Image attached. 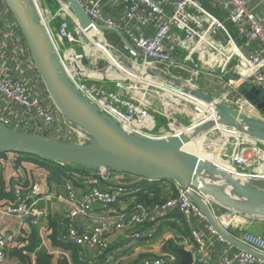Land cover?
Returning a JSON list of instances; mask_svg holds the SVG:
<instances>
[{
    "label": "built area",
    "instance_id": "1",
    "mask_svg": "<svg viewBox=\"0 0 264 264\" xmlns=\"http://www.w3.org/2000/svg\"><path fill=\"white\" fill-rule=\"evenodd\" d=\"M208 1L224 12L226 19L235 26L242 47L250 48L253 43L255 44V47H251L247 54L239 50L224 24L206 12L199 0H78L92 25L100 32H106L100 30L105 28L107 31L116 30L121 33L132 49L125 45L116 33L109 31L117 37L123 47L124 52L118 51L119 54L132 65L134 63L138 66L140 72L146 73L142 77L144 80L148 77L149 80L156 79L149 72L151 67L161 72L167 85L175 87L176 83H183L184 87L209 94L215 100H219V103L238 113H242L243 107H249L250 113H253L248 114L249 116L264 120L262 113L237 92V87L250 85L264 93V63L262 62L264 12L260 18H256L251 8L255 0ZM60 5L61 11L52 18V21L58 18L55 41H58L57 47L62 54L60 62L80 95L93 104L99 113L114 119L120 127L124 125L123 130L126 133L137 134L143 138H158L157 134L147 133L139 126L140 123L150 121L152 115L146 99L147 94L138 95L135 91L153 87L167 92L166 89L152 83L150 86L128 76L122 80H114L104 71L99 72L95 69V63L99 58L93 63L90 59V62L82 60L73 46L78 43L84 45L79 29L74 24L73 16L64 2ZM258 5L264 7V0H258ZM103 40L107 42L104 36ZM64 44L68 47L65 48ZM236 58L239 59V64H235V70L227 74L229 65ZM109 64L119 72L111 63ZM95 72L98 73L94 76ZM183 73L188 74V80L181 79ZM99 74H101L100 78ZM35 75L38 74L22 33L7 5L0 0V122L14 131L29 130L32 132L31 135L65 144L87 142L86 136L81 133L82 136L79 137L76 131H74L76 142H70L73 132L71 133L68 129L71 135L64 132L65 129L57 119V116L60 117L58 111L50 98L48 95L40 94L36 89V85L42 86V84L41 82L37 84ZM128 78L132 84L126 86L124 80ZM201 82L205 84L202 88ZM111 84L116 90L109 88ZM172 95L170 94V97H173ZM191 103L196 107L200 106L195 102ZM166 112L170 115L168 117L164 114L167 120L173 119L178 114L172 106L166 107ZM62 121L67 127L70 124L63 117ZM133 124L136 125L135 133L130 132ZM235 146L239 147L240 144L237 142ZM260 146L264 150V146L261 144ZM235 161L243 163L242 157ZM263 162L264 159L258 160L257 167L264 166ZM129 177L134 180L133 182L145 181L104 168L89 171L87 174L68 173L62 182L61 189L46 196L49 200L59 199L66 206L61 219L62 229L55 235V241L61 245L71 244L81 249L89 248L94 251L96 249V256L103 259V264H112V256L106 253L105 235L110 226L109 222L115 217L116 231L138 226L154 215H166L169 210L177 211L186 218L195 216L206 222L205 216L190 200L187 193L179 187L174 196L152 207L135 203L127 210L115 213L114 216L112 212L109 215L97 214V210L109 209L117 200L129 195L130 190L126 187V180ZM13 193L14 201H4L6 204L0 208V215L14 218L20 229H23L27 222L32 226H39V219L47 215L45 211H39L36 208L41 194L39 184H32L26 193L22 186H15ZM210 209L212 210V206ZM212 213L225 233L253 252L264 256L263 236L246 230L233 236L230 228L240 221L237 220V216L232 215L228 222H223L222 219L228 213L220 216H217L213 210ZM79 219H86L87 222L91 220L89 233L77 229L76 222ZM241 219L242 223L261 220ZM206 229L209 235L215 237L216 242L234 248L207 222ZM43 231L44 228L41 227L38 236L39 249L45 250L54 257L61 255L67 257L65 252L64 254L60 249L51 247ZM19 236L20 230L19 232L6 230L0 232V264L6 260L10 247ZM132 236L136 240L141 238L139 232H135ZM191 238L195 243L196 253L199 254L197 260L209 258L208 251L212 244L208 239L194 230L191 231ZM235 249L236 251L232 254L227 253V250L222 251L212 264H264L263 259ZM172 261L173 258L167 257L145 258L142 264H171Z\"/></svg>",
    "mask_w": 264,
    "mask_h": 264
},
{
    "label": "water",
    "instance_id": "2",
    "mask_svg": "<svg viewBox=\"0 0 264 264\" xmlns=\"http://www.w3.org/2000/svg\"><path fill=\"white\" fill-rule=\"evenodd\" d=\"M3 1L22 33L44 91L60 116L85 135L87 142L65 144L14 131L0 122V153L30 155L51 164L60 166L74 164L88 171L104 168L115 173L141 178L147 182H171L187 193L190 200L205 216L206 222L226 242L234 248L264 260V256L253 252L225 233L210 209V206L214 205L223 209L224 213L240 216L243 219L264 220V187H258L252 182L258 180L252 178L256 176H246L251 178L245 181L238 177L228 178L211 161H206L185 148L195 136L207 132L213 134L215 130L218 131L219 126L234 128L239 132L240 137L264 146V120L238 113L216 102L209 94L184 87V92H188L194 98L208 105L214 103L213 121L196 123L197 125L192 128V138L176 134L178 140L181 138L178 145H176L177 140L172 138L174 136L143 138L137 134H128L117 122L99 113L93 104L80 95L62 66L46 28L40 18L31 11L30 0ZM62 2L73 16L82 41L88 43L86 34L95 26L92 25L78 0ZM100 30L107 31L105 28ZM108 31L116 33L123 43L129 46L120 32ZM101 34L104 35L103 32ZM110 47L113 49L112 46ZM129 48L132 49L130 46ZM176 85L182 89L178 83ZM237 92L264 114L262 91L250 85H242L237 87ZM212 173L218 175L219 180L215 182L203 180L202 175L209 176ZM174 252L180 258L175 264H193L194 258L199 259V254L196 252L192 254L181 248L174 249Z\"/></svg>",
    "mask_w": 264,
    "mask_h": 264
},
{
    "label": "crops",
    "instance_id": "3",
    "mask_svg": "<svg viewBox=\"0 0 264 264\" xmlns=\"http://www.w3.org/2000/svg\"><path fill=\"white\" fill-rule=\"evenodd\" d=\"M199 2L206 12L218 18L224 24L226 31L231 36L232 40L239 47V50L242 53L247 54L251 50L250 49L251 47L252 48L255 47L254 43L250 46V48L242 47L237 34V30L235 26L226 19V14L221 10H219L218 8L212 6L208 0H199ZM251 8H253V12L256 18H260L262 16L264 12V7L258 5V0H255L251 4ZM33 9H37V7H34ZM34 15L40 18L44 26V23L42 21L43 20L42 15L39 9L35 11ZM109 33L113 34L112 32ZM48 35L49 38H51L50 30H48ZM86 48H87L86 51L88 52L92 63L95 62V59L97 58L105 59L109 63H111V65H113L121 74H124L134 79V77L131 74L122 72L117 62L114 59H112L110 55L102 48L91 47L90 45H86ZM262 62L264 63V58ZM235 64L236 65L239 64L238 58L232 60V63L228 67L227 74H231V72L235 70ZM37 76L35 75L38 84L41 81H39L40 79ZM154 76H160V74H157V72H155ZM98 77L100 78L101 74H99ZM36 89H38L42 93V87L40 84L36 85ZM43 94H45V92H43ZM191 102H195V101H191ZM195 103L200 106H203V108H205L206 110H209L206 108L205 105L198 102ZM262 117H264V115ZM57 119L60 120L59 123L60 125L63 126L64 129H68L69 131H71V133L73 132V134L74 131H76L79 137L82 136L75 126L68 124L67 127V125L63 124L61 116L60 117L57 116ZM132 126L136 128L135 124H133ZM158 131L162 133L164 132V129L160 128ZM23 132L32 134V132L29 130H24ZM223 132L222 131L220 132L224 138V139L222 138L220 144L216 145L212 143V141L210 140V137L212 136L211 135V136L202 137L197 147V150L202 149V152L203 153L205 152L204 154H206V156L210 158L211 161L215 162L222 171L226 170L228 165L225 162H221V158L218 155H211L210 153H207L206 151L208 150L206 149H212L217 147L215 149L217 151L222 141L224 143L227 139L231 137L240 136V134H238L233 128L230 127L227 129V132L225 131L226 133ZM207 139L209 140L208 142ZM70 142H72V140ZM42 163L43 162L38 163L36 161L20 158V155L18 156V154L14 152H2V154H0V208L5 206L6 203H4V201H11V202L14 201L13 189L15 186H22L24 193H26L28 188L32 184H39L41 194L39 197L40 200L36 205V208L39 211H45L47 214L45 217H41L39 219V226H32L29 222H27V224H25L23 229L19 228L18 223L14 218L10 216L0 215V232L4 230L8 232L10 231L19 232L20 230L19 238L16 240V242L12 244V246L10 247L7 253L6 260L3 261V263L1 264H25L23 262H20L17 258L10 256V252L15 249L19 250L27 244L26 240L31 228L36 229L38 236H39L40 228L41 227L44 228L43 233L46 234L47 236L46 240L48 242L50 236L53 234V228L50 226V224L54 225L56 234L58 233V231L62 229L61 219L63 212L66 210V206L61 200L59 199L49 200L48 198H46V196L48 194L55 193L61 189L62 182L64 181L65 178V174L61 175L60 180L55 178L52 179L50 182H48V178L45 177L44 181L46 180V182L44 181L42 182L40 178L45 175H49V172L44 167L47 164L53 166L52 164L46 162H44L45 164ZM262 170L260 169L258 171L260 175L264 174V166L262 167ZM133 181L134 180L131 177H129L126 180V184H127L126 187L130 190L129 195L117 200L112 206L109 207V209H106L104 211L97 210L96 213L109 215L112 212V216H114L115 213L127 210L130 206H132L137 202H145V200L143 199L144 196H148L150 200H152L153 197L155 196L156 200L151 202V204H155L158 202L157 199L162 201L165 197L167 198L169 196H173L177 192V186L175 184L172 185L169 183L164 184L162 182L146 183V182H138V181L133 182ZM141 183H145V184H141ZM146 186H152V188H154L153 192H147ZM154 190H158L160 192V196L163 197V199L153 194L155 192ZM151 204H147V205H151ZM212 210L215 211V214L217 216H220L221 214L224 213L223 209L216 207L214 205L212 206ZM231 216L232 215L227 214L224 216L222 220L224 222H228ZM238 219L240 221L233 224L230 228V233L233 236L234 235L237 236L240 233V231L244 229L245 230L248 229L251 232L257 233V231H259L257 230L258 228H260V230L264 228L263 219L249 223H242L241 222L242 219L239 218V216H237V220ZM115 220L116 217L109 222L110 226L108 228L107 234L105 235L106 253L112 256L113 258L112 264H142V261L145 258L156 259L159 257L173 258L171 264H175L179 262L180 258L177 259L175 255H173L169 251H165L164 248L167 246L169 242H172L173 251L176 248H181L186 252H191L192 254H194L196 252V246L191 238L192 230L201 233L212 244L211 248L208 251L209 258H202L201 260L195 259L193 264H212L222 251L227 250V253L229 254H232L236 251L235 248H229L226 245H222L216 242L215 237L208 234L205 221L199 220L195 216H190L186 218L182 214L174 210L167 211L166 215H162V216L154 215L145 223H142L133 228H125L119 231H116L114 228ZM90 221L91 220H88L87 222L86 219H79L76 222L77 229H79L82 232L89 233ZM135 232H139L141 234L140 239L138 240L133 239L132 235ZM95 251L89 248H82L79 255V260L81 264H103V259L97 257ZM29 257L31 259V263L34 264L35 256L30 255Z\"/></svg>",
    "mask_w": 264,
    "mask_h": 264
},
{
    "label": "rangeland",
    "instance_id": "4",
    "mask_svg": "<svg viewBox=\"0 0 264 264\" xmlns=\"http://www.w3.org/2000/svg\"><path fill=\"white\" fill-rule=\"evenodd\" d=\"M56 1L58 6L56 7L55 4L48 2L47 0H32L31 1V11L35 13L37 9L40 10L42 17L45 19V22L47 24L48 21H52V18L55 17V15L61 11V0H53ZM34 7H37V9H33ZM56 20H53L50 24V32L53 37V39H56V29H57V23ZM73 27V26H72ZM73 29V28H72ZM105 39L108 43H110L114 48L113 50L116 52H124L123 47L121 46L119 40L114 34H111L109 32H104ZM75 47V51L78 53V55L81 57L82 60L89 61L90 57L88 52L86 51V46L78 43L73 44ZM64 47L67 48L68 46L64 44ZM63 48V47H62ZM72 52V47H70ZM118 52V53H119ZM95 69H98V71H104L108 76L113 77L114 80H122L124 77H127L124 74H121L117 71H115L109 63L105 59H97V62L95 63ZM98 72L94 73L97 74ZM161 77V76H159ZM120 78V79H118ZM182 80H188L189 76L188 74H181ZM124 83L126 86L131 85V80L128 78L124 80ZM183 84V83H182ZM201 88L204 87V83H200ZM109 88L111 90H116L113 84L109 85ZM138 95H144L147 94V103L150 105L151 108V115L152 118L150 121L146 123H140L139 126L142 130H144L147 133L150 134H157L158 138H168L171 136L176 135L179 131L187 129L190 124L195 121L203 119L206 115L212 113L210 110H206L203 107H196L193 103H191L188 100L182 99L172 92H162L160 90L152 88H148L147 90L142 91H135ZM163 94L165 96H163ZM170 94H173V97H170ZM172 106L173 109L176 110L178 113L173 119H166V114L168 117L170 116L169 113L166 112V107ZM182 106H185L187 109L183 111H180V108ZM258 115V113H255ZM264 114H262L263 116ZM160 128L164 129V132L160 133L158 130ZM226 131V130H225ZM65 133L71 135L67 129L64 130ZM227 132V131H226ZM223 132V133H226ZM223 136L218 131H215L212 136L210 137V140L212 143L218 145L220 144ZM224 139V138H223ZM201 141V140H200ZM199 141V143H200ZM209 140L207 139V142ZM76 142V135L72 133V143ZM239 143L240 146L236 147L235 144ZM197 143V144H199ZM197 148V147H196ZM217 147L212 149H207V153H210L211 155H218L221 160L226 162L230 167L233 168V170L236 172L237 175L242 176H260L258 171L260 170L259 167H257L258 160L264 159V150L263 147L258 145L255 142H251L249 140H246L241 137H232L227 139L224 143L222 141L221 145L218 147L217 151L215 150ZM189 150L196 152L195 150H192L189 148ZM242 155V156H241ZM239 157H242L243 163L240 164L236 162L235 160L239 159ZM205 158V157H204ZM210 159V158H209ZM208 160V159H207ZM212 164L215 165V162L211 161ZM264 163V162H263ZM257 170V172H256ZM45 177L48 178V182H50L52 179V175H45L41 177L40 179L42 182L44 181ZM46 182V180L44 181ZM147 182V181H143ZM254 184L258 187H264V181L258 179L256 181H252ZM245 230V229H244ZM257 233L251 232L250 230H246L250 233L257 234L264 237V228L260 230L258 228ZM55 258V257H54ZM56 259V258H55ZM82 259V258H81Z\"/></svg>",
    "mask_w": 264,
    "mask_h": 264
},
{
    "label": "bare ground",
    "instance_id": "5",
    "mask_svg": "<svg viewBox=\"0 0 264 264\" xmlns=\"http://www.w3.org/2000/svg\"><path fill=\"white\" fill-rule=\"evenodd\" d=\"M31 1L32 0H30V4H31ZM31 9V8H30ZM42 15V14H41ZM43 16V15H42ZM42 21H43V23H44V27L46 28V30H47V32H48V30H50V27H49V24L51 23V21H48L47 22V24H46V22H45V19L42 17ZM50 35H51V32H50ZM87 35V38H88V43H86V42H84V45L86 46V45H90L91 47H99V48H102L103 50H105L109 55H110V57L112 58V59H114L116 62H117V64H118V66L121 68V70H122V72H125V73H128V74H131L133 77H134V80H139V81H141V82H143V83H146V84H148V85H150L151 86V83L152 84H154V85H156L157 87H159V88H163V89H166V91L167 92H169V93H173V94H175L176 96H178V97H180V98H182V99H185V100H189V101H195V102H198V103H201V104H203V105H205L206 106V108L207 109H209V111L211 110L212 111V113H210V114H208V115H206L205 117H204V119H202V120H199V121H196V122H192L191 124H190V126L187 128V129H185V130H181V131H179V133L177 134V135H179V134H181V135H183L185 138L186 137H189V138H192V136H191V134H192V132H193V130H192V128L194 127V125L197 123V124H200V123H206V122H211V121H213L214 120V115H213V112L215 111V106H214V103H212V104H210V105H208V104H206V103H204V102H202L201 100H199V99H196V98H192L191 96H190V94L188 93V92H184V86L185 85H183L182 83H178L181 87H182V89L179 87V86H177L176 84V86L175 87H172V86H170V85H167L166 84V81L163 79V77H162V75H161V72H158L156 69H154V68H151V67H149V72H150V74L154 77V78H156L155 80H149L148 78L146 79V80H144L142 77L143 76H145L146 75V73H144L143 71L142 72H140V68L138 67V66H136L134 63H133V65L129 62V61H127L122 55H120L119 53H117L116 51H114L110 46H108L104 41H103V36L100 34V31L97 29V28H95V29H92L89 33H87L86 34ZM50 40H51V42H52V44H53V46L54 47H56L55 49H56V53H57V55H58V57L60 58L61 56H62V54H61V51H60V48L59 47H57V44H58V41H55L54 39H53V37H52V35H51V38H50ZM65 56H67V54H65ZM126 69H130L129 71L128 70H126ZM155 72H157V74H160V76L161 77H159V76H154V73ZM191 88H194V87H191ZM216 102H219V100H215ZM185 109H186V107H185ZM184 109V106H182L181 108H180V111H184L185 110ZM250 108L249 107H243L242 108V113L243 114H245V115H248V114H253V113H250ZM111 119V118H110ZM112 120H114V119H112ZM115 121V120H114ZM116 122V121H115ZM196 124V125H197ZM121 128L122 129H125V127H124V125H121ZM223 128H225V129H223ZM229 127H224V126H219L218 127V132L220 133L221 131L223 132H225V130L227 131V129H228ZM234 129V128H233ZM135 130H136V128L135 127H133L132 126V129H131V131L130 132H133V133H135ZM235 130V129H234ZM216 131V130H215ZM214 131V132H215ZM236 131V130H235ZM238 134H239V132L238 131H236ZM177 135H174V137H172L174 140H177V144L176 145H178L180 142H181V138H180V140H178L177 139ZM212 135V132H207V133H201L200 135H198V136H195L194 138H192L191 139V142L188 144V145H186V149L188 150V151H190V152H193V151H191V150H189V148H191L192 150H195L196 152H193V153H195V154H197L198 156H201L203 159H205L206 161H207V159L209 160V161H211V159H209L207 156H206V154H204L203 152H202V149H200V150H197V148L196 147H198V144L197 143H199V141H200V139L202 138V137H205V136H211ZM238 138L240 137V136H237ZM232 138V137H231ZM234 138V137H233ZM254 142V141H253ZM207 150V149H206ZM206 150H204V151H206ZM207 152V151H206ZM205 157V158H204ZM207 158V159H206ZM221 162H224L223 160H221ZM226 163V162H225ZM227 164V163H226ZM228 165V164H227ZM215 166L217 167L218 165L215 163ZM263 167V166H262ZM262 167H260V169L262 170ZM217 168H219L220 169V167L218 166ZM216 168V169H217ZM218 170V169H217ZM221 170V169H220ZM222 171V170H221ZM218 172H219V170H218ZM222 172H224V176H227L228 178H234V179H237V177L238 178H240L242 181H245V180H248L247 178H251V177H246V176H237L236 175V172L233 170V168L232 167H230V165H228V167H227V169L226 170H223ZM262 172H263V170H262ZM209 176H211V177H209ZM202 175V178H203V180H205V181H207V182H215L216 180H219V176L218 175H215L214 173H212L211 175ZM218 176V177H217ZM252 178H257V179H262V181H264V174L263 175H260V176H257V177H252ZM224 222V221H223Z\"/></svg>",
    "mask_w": 264,
    "mask_h": 264
},
{
    "label": "trees",
    "instance_id": "6",
    "mask_svg": "<svg viewBox=\"0 0 264 264\" xmlns=\"http://www.w3.org/2000/svg\"><path fill=\"white\" fill-rule=\"evenodd\" d=\"M47 1L55 4L56 7L58 6L56 1H53V0H47ZM56 23H57L56 25H58V20H56ZM43 92H45V91H44V88L42 87V93L40 92V94H42L44 96L47 95L46 93L43 94ZM0 154H2V153H0ZM17 154H18V156L20 155V158H24L26 160H32V161H36L38 163L43 162L42 164H45L44 162H46L43 159L33 157L30 155H24V154H19V153H17ZM46 163H48V162H46ZM49 164H51V163H49ZM52 165L53 166H50L47 164L44 167L49 172V174L52 175L51 179L56 178V179L60 180L61 175L65 174V176H67V174L71 173V172H79V173H84V174H87L89 172L88 170L81 169L79 166L74 165V164H68V165L60 166V165H56V164L52 163ZM162 183L172 184L171 182H167V181H162ZM141 184H145V183H141ZM172 185H174V184H172ZM146 188H147L146 189L147 192H153L154 188H152V186H146ZM154 191L155 192L153 194L157 195L158 197H161L160 192L158 190H154ZM169 197H172V196H169ZM161 198L163 199V197H161ZM165 198L162 201L157 199L158 200L157 203L151 204L152 201L156 200L155 196L153 197L152 200H150L148 196H144L143 199L145 200V202H137L136 204H141L145 207H152L154 205H158V204L163 203L168 197L166 199ZM147 204H151V205H147ZM50 226L53 228V234L50 236V239H49V243H50L51 247L52 248H60L61 251L65 252L67 254V257L61 255L55 259L54 256L48 254L45 250L39 249L40 241H39L37 231L34 228H31V230L27 236V240H26L27 244L19 250H16V249L12 250L10 252V256L17 258L20 262H23L25 264H32L31 259L29 257L30 255L35 256L34 264H81V262L79 260V253L81 252V249L79 247L73 246L71 244L70 245H61L60 243H57L55 241V235H56L55 227L53 224L52 225L50 224ZM164 250L169 251L170 253L175 255L177 257V259H179V256L173 251V243L172 242H169L167 244V246L164 248Z\"/></svg>",
    "mask_w": 264,
    "mask_h": 264
},
{
    "label": "clouds",
    "instance_id": "7",
    "mask_svg": "<svg viewBox=\"0 0 264 264\" xmlns=\"http://www.w3.org/2000/svg\"><path fill=\"white\" fill-rule=\"evenodd\" d=\"M2 153V152H1ZM147 183H151V182H147ZM55 258H57V257H55Z\"/></svg>",
    "mask_w": 264,
    "mask_h": 264
}]
</instances>
